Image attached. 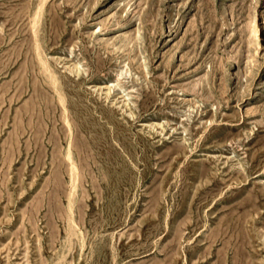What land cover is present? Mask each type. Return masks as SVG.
I'll list each match as a JSON object with an SVG mask.
<instances>
[{
	"label": "rangeland",
	"instance_id": "rangeland-1",
	"mask_svg": "<svg viewBox=\"0 0 264 264\" xmlns=\"http://www.w3.org/2000/svg\"><path fill=\"white\" fill-rule=\"evenodd\" d=\"M43 2L0 0V264H264V0Z\"/></svg>",
	"mask_w": 264,
	"mask_h": 264
},
{
	"label": "bare ground",
	"instance_id": "bare-ground-1",
	"mask_svg": "<svg viewBox=\"0 0 264 264\" xmlns=\"http://www.w3.org/2000/svg\"><path fill=\"white\" fill-rule=\"evenodd\" d=\"M44 4H45V0H44V2H43V4H42V7L44 6ZM42 7H41V10H42ZM44 65H45V68L47 69V71L51 74V76H52V78L53 79H55V76H54V74L49 70V68H48V66L44 63ZM60 95V94H59ZM60 98L62 99V97H61V95H60ZM62 103H64L63 102V100H62ZM71 145H69V147H68V159H70L71 161H72V156H71Z\"/></svg>",
	"mask_w": 264,
	"mask_h": 264
}]
</instances>
